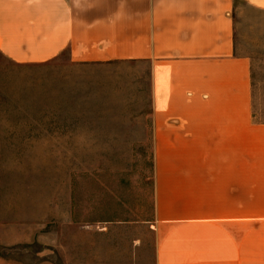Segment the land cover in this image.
I'll use <instances>...</instances> for the list:
<instances>
[{"label":"crops","instance_id":"crops-1","mask_svg":"<svg viewBox=\"0 0 264 264\" xmlns=\"http://www.w3.org/2000/svg\"><path fill=\"white\" fill-rule=\"evenodd\" d=\"M264 10V0H245ZM235 0H0V52L43 64L146 61L156 264H264V121Z\"/></svg>","mask_w":264,"mask_h":264},{"label":"rangeland","instance_id":"rangeland-1","mask_svg":"<svg viewBox=\"0 0 264 264\" xmlns=\"http://www.w3.org/2000/svg\"><path fill=\"white\" fill-rule=\"evenodd\" d=\"M264 121V10L235 0ZM146 61L17 64L0 52V264H156Z\"/></svg>","mask_w":264,"mask_h":264}]
</instances>
